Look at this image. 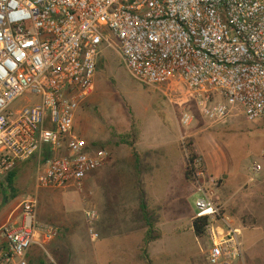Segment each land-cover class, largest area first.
Returning <instances> with one entry per match:
<instances>
[{
  "label": "built area",
  "instance_id": "2783aa9c",
  "mask_svg": "<svg viewBox=\"0 0 264 264\" xmlns=\"http://www.w3.org/2000/svg\"><path fill=\"white\" fill-rule=\"evenodd\" d=\"M107 49L178 108L185 127L196 118L192 106L211 123L264 117V0H0V177L36 158L38 189L81 191L110 161L75 130ZM191 166L196 217L209 218L207 261L235 264L245 255L243 228L216 201L218 181L202 159ZM261 170L255 165L254 175ZM38 209L30 195L19 221L0 227V264H29L34 245L57 237ZM98 216L85 209L93 240Z\"/></svg>",
  "mask_w": 264,
  "mask_h": 264
},
{
  "label": "rangeland",
  "instance_id": "374dc122",
  "mask_svg": "<svg viewBox=\"0 0 264 264\" xmlns=\"http://www.w3.org/2000/svg\"><path fill=\"white\" fill-rule=\"evenodd\" d=\"M25 98L18 99L15 106H25ZM191 109L196 118L185 127L178 108L174 110L156 89L136 81L117 52L106 50L95 88L78 112L75 130L89 142L104 146L110 161L90 176L81 191L39 188L52 193L42 197L38 192L39 220L59 228L54 240L44 247L37 245L48 255L49 264H142L138 256L145 247L155 264H209V241L197 237L193 230L199 193L197 184L186 175L189 143L202 159L207 175L218 181L216 201L243 228L245 255L235 264H264V118L248 120L236 115L211 123L195 106ZM124 139H137L135 148L141 153L149 147L157 149L148 158L152 175L144 172V178L174 181L166 185L164 193L149 190L151 204L161 202L163 207L164 230L161 241L147 246H142L145 231L139 217V197L132 191L117 193L118 179L133 176V148ZM255 165L262 166L257 176ZM178 179H185L184 183ZM6 180V176L0 177V211H19L22 201L37 193L35 160L20 166L12 187L1 185ZM88 208L96 209L99 215L92 225L99 235L94 240L85 217ZM119 221L126 229H134L121 242L116 241Z\"/></svg>",
  "mask_w": 264,
  "mask_h": 264
},
{
  "label": "trees",
  "instance_id": "16d2710c",
  "mask_svg": "<svg viewBox=\"0 0 264 264\" xmlns=\"http://www.w3.org/2000/svg\"><path fill=\"white\" fill-rule=\"evenodd\" d=\"M102 61V59H101ZM100 61V63H101ZM100 66V64H99ZM99 69V67H98ZM264 118V117H263ZM137 139L135 140H126L124 139V142L129 144L134 151V156H135V161H136V169H137V175H138V179H139V187L141 190V198H140V208H139V217L140 219L144 222V227L147 228V231L144 234L143 237V243L144 245L142 246H147L148 244L155 242L159 239L162 238L163 234L161 231H159L157 229V225L160 221V210L161 208H152L150 206L149 203V199L147 197V194L145 192V189L143 187V173L145 171H147V168L145 167V162L147 157H144L143 153H139L137 151V149L135 148V142ZM93 144L95 145H99L102 146L96 142H94ZM188 146V150L191 153L190 158H189V167L187 169L186 175L187 178L190 181H194V168L191 166V164L195 161L196 158H198L197 153L195 152V148L193 147L192 143L187 144ZM104 147V146H102ZM50 156L49 152L45 153V158H48ZM146 156H150V153L148 152ZM31 160H35V168H36V158H32L26 162H29ZM24 162V163H26ZM19 166L16 167L15 169H13L6 177V184L2 183L1 185L4 186V188L8 187H12L15 184V179L17 177L18 171H19ZM96 173V172H95ZM94 173V174H95ZM13 197L15 196V194L12 195ZM224 212H226V210L224 209ZM208 217L204 216V217H195L193 220V230L194 233L197 237L199 238H204L207 235V231H206V226L208 224ZM259 221L256 220L255 224H258ZM7 247V244L0 239V252L4 251ZM33 247H38L37 245H34ZM32 247V248H33ZM31 248V249H32ZM30 249V251H31ZM37 251H29L28 253V258H29V262L30 264H49L48 261L50 262L48 255L41 250V248H37ZM139 259L142 261V264H155V262L150 258L149 252H148V248H143L142 253L139 254ZM52 264V263H51ZM57 264H59L57 262Z\"/></svg>",
  "mask_w": 264,
  "mask_h": 264
},
{
  "label": "crops",
  "instance_id": "0c3cea01",
  "mask_svg": "<svg viewBox=\"0 0 264 264\" xmlns=\"http://www.w3.org/2000/svg\"><path fill=\"white\" fill-rule=\"evenodd\" d=\"M137 151L139 152V153H141V151L139 150V149H137ZM150 153V156L149 157H152L153 155H155V153H157L158 151H157V149H155V148H153V147H149L148 149H146V151H144V157L146 158L147 157V160H146V162H145V167L147 168V171H145V173H149L148 175L151 177V175H152V173H151V171L153 170V168H152V165H149V164H151L149 161H148V156H146L147 155V153ZM132 156H133V159H132V171H133V176L132 177H130L129 179H118V192L117 193H119L120 195L121 194H129V193H131V191L133 192V194H137V196L139 197V199L141 198V190H140V187H139V179H138V175H137V169H136V161H135V156H134V151H133V154H132ZM23 167V166H25V163L23 162V163H21L20 165H19V167ZM148 177V176H147ZM182 178H184V176H182ZM143 187H144V189H145V192H146V194H147V197H148V199H149V203H150V206L152 207V208H154V207H156V208H158V207H162V205H161V202L160 203H157L156 205L154 204V205H152L151 204V193H150V189L152 190V192H153V194H156V193H164V191L166 190H168L167 188H166V185L169 183V182H174V181H172L171 179H163V178H158V179H150V178H144L143 177ZM181 180V184H183L184 183V180L185 179H178V182ZM178 182H176V183H178ZM128 187V190L126 189ZM178 188V187H177ZM36 189H37V186H36ZM178 190V189H177ZM182 188H180V192H182ZM39 191H41V196L42 197H45V196H52V193H51V191H50V193H49V190H46V189H41V190H39V189H37V195H39ZM179 193V192H178ZM150 194V195H149ZM150 196V197H149ZM162 209H163V207H162ZM7 211H0V227H2V226H4V225H6V224H8V223H17L18 221H19V219H20V214H21V210H19L18 211V209L16 208V209H13V208H11V209H6ZM196 213H197V211H195ZM160 213V221H159V223H158V225H157V229L159 230V231H161L162 232V234H163V224H164V216H163V213H162V211L161 212H159ZM196 217V216H195ZM177 220V219H176ZM124 221V220H123ZM142 221V220H141ZM40 222H42V221H40ZM42 223H49L48 221H43ZM122 224V222L121 221H119V223H118V226H116V227H118L116 230H118L117 232H116V241H118V242H121L122 240H124V239H126V238H129L128 237V234H130V233H132V232H134V229H133V227L132 226H130V227H128V229H126L125 228V226H122L121 225ZM141 227H142V230H144L145 232L147 231V228L146 227H144V222L142 221V224H141ZM144 232V233H145ZM144 237V236H143ZM142 237V238H143ZM162 238H163V236H162ZM162 238L161 239H159V240H157V241H155V242H158V241H161L162 240ZM142 242H144L143 241V239H142Z\"/></svg>",
  "mask_w": 264,
  "mask_h": 264
}]
</instances>
